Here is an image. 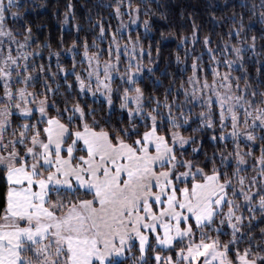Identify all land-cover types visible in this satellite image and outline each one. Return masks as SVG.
I'll return each mask as SVG.
<instances>
[{
    "label": "snow or ice",
    "instance_id": "obj_1",
    "mask_svg": "<svg viewBox=\"0 0 264 264\" xmlns=\"http://www.w3.org/2000/svg\"><path fill=\"white\" fill-rule=\"evenodd\" d=\"M41 7L0 0V264H264V0H67L55 49Z\"/></svg>",
    "mask_w": 264,
    "mask_h": 264
},
{
    "label": "trees",
    "instance_id": "obj_2",
    "mask_svg": "<svg viewBox=\"0 0 264 264\" xmlns=\"http://www.w3.org/2000/svg\"><path fill=\"white\" fill-rule=\"evenodd\" d=\"M66 2L67 0H37V3L42 4V7L34 10L30 14L31 21L35 26L34 30L39 28L41 40L50 39L53 49L56 48V43L60 36L58 31L59 18L57 17L56 12L59 10V12L62 14L64 11V4ZM73 2L77 5V22L81 23L85 28H87V22L82 18V14L87 12V8L82 7L85 5L86 0H73ZM92 2L95 3V0H92ZM204 2L205 0H170V3L174 6H192L194 8H202V4ZM215 2L223 5L226 0H215ZM228 14L230 15L231 12L229 11ZM219 15L221 14L217 12V16ZM151 19L153 20L156 28L163 30L166 35V38L162 39L160 43V68L163 70L166 66L171 65L172 70H175V55L177 52H179L183 56V48H178V45L180 44L179 38L181 35L190 34V24L176 13H173V15L169 16L167 20L161 19L158 15L153 16ZM208 19L209 17L206 13L198 16V23L202 22L205 32H207L210 27ZM257 27L259 26L257 25ZM217 31H219V29H217ZM65 33V38L68 39L67 29H65ZM215 38L216 37H214V39ZM148 39L153 40V56L155 57V40L160 39L159 31L154 30ZM145 43L147 44V39L145 40ZM197 50H199V48ZM162 79L163 86L166 87L168 80L164 78Z\"/></svg>",
    "mask_w": 264,
    "mask_h": 264
}]
</instances>
